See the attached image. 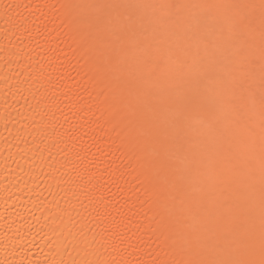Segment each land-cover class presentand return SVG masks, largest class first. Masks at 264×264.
Here are the masks:
<instances>
[{
  "label": "bare ground",
  "instance_id": "bare-ground-1",
  "mask_svg": "<svg viewBox=\"0 0 264 264\" xmlns=\"http://www.w3.org/2000/svg\"><path fill=\"white\" fill-rule=\"evenodd\" d=\"M262 240V0H0V264Z\"/></svg>",
  "mask_w": 264,
  "mask_h": 264
},
{
  "label": "snow or ice",
  "instance_id": "snow-or-ice-1",
  "mask_svg": "<svg viewBox=\"0 0 264 264\" xmlns=\"http://www.w3.org/2000/svg\"><path fill=\"white\" fill-rule=\"evenodd\" d=\"M262 5H264V0H262ZM248 254L251 253V245L244 246ZM188 264H264V240L261 244V259L257 262L251 259H233V258H224V259H195L188 261Z\"/></svg>",
  "mask_w": 264,
  "mask_h": 264
}]
</instances>
